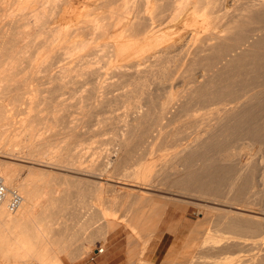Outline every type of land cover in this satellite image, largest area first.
I'll use <instances>...</instances> for the list:
<instances>
[{
  "label": "bare ground",
  "instance_id": "obj_1",
  "mask_svg": "<svg viewBox=\"0 0 264 264\" xmlns=\"http://www.w3.org/2000/svg\"><path fill=\"white\" fill-rule=\"evenodd\" d=\"M238 131L264 132V0H0V176L21 197L0 264L85 260L119 227L157 244L135 264H264V153L235 160ZM172 202L202 216L173 236Z\"/></svg>",
  "mask_w": 264,
  "mask_h": 264
},
{
  "label": "rangeland",
  "instance_id": "obj_2",
  "mask_svg": "<svg viewBox=\"0 0 264 264\" xmlns=\"http://www.w3.org/2000/svg\"><path fill=\"white\" fill-rule=\"evenodd\" d=\"M75 6H77V9L79 10V11H81L82 9H83V6L82 5H79V4H76ZM59 60V58H57V59H55V61H56V63L54 64V66H53V69H52V73H55V72H57L59 69V67H57V66H61L60 64H63V63H65V61L64 60H61L60 62L58 61ZM57 61H58V63H57ZM62 62V63H61ZM56 65V66H55ZM101 72L103 73H101V76H100V82H102L103 83V85H105V84H107V83H109V82H111V81H113V79L110 77V75L108 74V72H110L109 70H106V69H101ZM103 75V76H102ZM109 81V82H108ZM107 82V83H106ZM182 85H184V83H182ZM71 88L70 89H73V88H75V87H77L76 85H69ZM85 87H82V88H87L88 86H90L89 84L87 85V87H86V85H84ZM180 87V89H185V85L184 86H179ZM182 87V88H181ZM79 88V87H78ZM117 88V89H116ZM116 88L114 87L113 88V90L111 89L110 91H111V93L109 92L107 95L108 96H106V98H112L113 96L112 95H114V96H116L117 95V93L119 94L121 91H122V89L118 86H116ZM120 88V89H119ZM117 90V91H116ZM120 91V92H119ZM113 92V93H112ZM115 93V94H114ZM110 94V95H109ZM101 95V94H100ZM64 97H66V95L64 96ZM99 99H102L101 97L99 98ZM98 99V100H99ZM174 107H175V105H173ZM173 106H170V108H169V110L170 111H173L174 110V107ZM209 108H213V106H210ZM116 111V112H115ZM114 111V115H116V116H118V115H120L121 113H122V109H118V110H115ZM204 111V110H203ZM203 111H200L199 113L201 114ZM135 114H131L130 116H129V118L130 117H133ZM166 120H164V122H165ZM208 121L210 122V121H212V122H210V123H213L214 121L212 120V118H209L208 119ZM93 121H91V123L89 122V125H93V123H92ZM91 126H89V128H91ZM88 127V126H87ZM88 130V129H87ZM86 130V135H88L89 133V130L87 131ZM196 131H200L201 133H203V126L202 125H200L199 127H198V129L196 128L195 129ZM194 130V131H195ZM194 131H190V135H191V137L194 135ZM241 134V132H236V133H234L232 136H230L229 138H228V140H226V142H225V144H223V149H231L232 151H239V148H240V146L242 145V144H244V142H245V144H249L250 145V147L247 149V150H245V151H243V152H241L240 153V156L239 157H237V158H235V160H240L241 162V164H244L245 162L244 161H247V160H250L251 158H254V159H257V160H259L260 159V155H263V153H264V132L262 133L263 135L260 137V134L258 135V133H254V134H250V136L249 135H247L246 136V134L245 135H243L244 133H242V135H240ZM235 135V136H234ZM254 135V136H253ZM110 136L109 134H106V135H104L103 136V138H105V139H107L108 137ZM246 136V137H245ZM250 137V138H249ZM243 138V139H242ZM261 138V139H260ZM259 139H260V141H259ZM257 141H259V142H257ZM261 141H262V143H261ZM259 143V144H258ZM227 146V147H226ZM230 146V147H229ZM255 148V149H254ZM110 148L108 147V153L110 152ZM235 151V152H236ZM253 152V153H252ZM248 154V155H247ZM256 154V155H255ZM111 155V154H110ZM252 155V156H251ZM19 156V155H18ZM243 158V159H242ZM242 159V160H241ZM238 160V161H239ZM238 161H236V162H238ZM236 162H234L235 164H237ZM234 164V165H235ZM37 167H40V168H43L42 166H37ZM45 169H48V170H53V171H57L56 169H54V168H52V167H44ZM259 179V178H258ZM256 180V182H255V185H254V187L253 188H251L252 189V191H251V189H250V191H251V193H250V191H249V193L247 192V196L246 197H248L249 199H250V197H251V200L253 199V198H255V197H257L258 195V193H259V191L261 190V189H263L264 188V182L263 181H261L260 179L259 180ZM263 183V184H262ZM262 185H263V188H262ZM118 188H119V186H118ZM257 193V194H256ZM249 194V195H248ZM172 208H175V210L173 211V213L171 214V219H173L174 220V222H173V224H171L170 226H169V234H171L172 236L173 235H175L177 232H178V229H179V227H180V224L181 223H185V221H189L190 223H194L195 221H196V219L198 220V218L197 217H202V216H197V209L194 207V206H189V205H178V204H176V203H171L170 204V211L172 210ZM84 217H85V215H84ZM170 219V220H171ZM187 227L189 228L190 227V225L189 224H187ZM161 229H162V227H161ZM115 234H116V237H115V240H114V244H112V246H110L111 247V254H113L112 256L114 257V256H117L116 258L118 259H116L115 258V261L113 260V262H114V264L116 263V264H135L136 263V261H137V258H138V256L140 255V252L143 250V252H142V254L143 255H145V257L148 259H150L151 257H152V255H153V253H154V251H155V249L157 248L156 247V245L157 244H155L153 247H152V251H151V248L150 247H147L146 249H143V247H142V245L140 246L139 245V241L137 240V241H135L133 244H132V246L131 247H127L126 246V236H127V230H125V229H123L122 227L120 228H118V230L116 229V232H115ZM183 236V235H182ZM182 236H179L178 238H175L176 240H177V242H179L180 240H182L185 236H186V234L182 237ZM168 241H167V243L169 244L170 243V239L169 238H166ZM166 244V243H165ZM115 246V247H114ZM166 246H167V244H166ZM165 246V247H166ZM97 247H95V249H96ZM140 251H139V250ZM114 252V253H113ZM138 253H139V255H138ZM149 253H150V256H149ZM130 254H131V256H130ZM138 255V256H137ZM143 255H141L142 257H144ZM132 257V258H131ZM95 257H94V254L92 253V252H90L88 255H87V257H86V259L85 260H90V259H94ZM129 259V260H128ZM151 259H153V258H151ZM77 261V260H76ZM80 261H82V260H80ZM153 261H154V259H153ZM75 262V260L73 261V260H70V259H65V264H72V263H74ZM93 262V261H92Z\"/></svg>",
  "mask_w": 264,
  "mask_h": 264
},
{
  "label": "crops",
  "instance_id": "obj_3",
  "mask_svg": "<svg viewBox=\"0 0 264 264\" xmlns=\"http://www.w3.org/2000/svg\"><path fill=\"white\" fill-rule=\"evenodd\" d=\"M110 249H111V247H106L105 252H103L100 255H98L97 253H94V257H95L94 259H90V260L87 259V260H82V261H75L72 264H114L113 260L115 261V258L117 256H114L113 257L112 256L113 254H111L112 252H111ZM64 263H65V259H64Z\"/></svg>",
  "mask_w": 264,
  "mask_h": 264
},
{
  "label": "built area",
  "instance_id": "obj_4",
  "mask_svg": "<svg viewBox=\"0 0 264 264\" xmlns=\"http://www.w3.org/2000/svg\"><path fill=\"white\" fill-rule=\"evenodd\" d=\"M7 197L9 198V202H8L9 210L11 211L15 210L21 202V197L19 196L18 193L14 191L8 193L6 187L3 184V180L0 176V205L4 202V200Z\"/></svg>",
  "mask_w": 264,
  "mask_h": 264
}]
</instances>
